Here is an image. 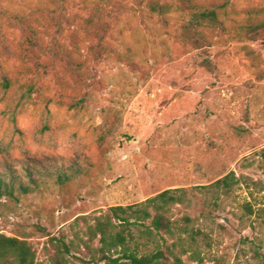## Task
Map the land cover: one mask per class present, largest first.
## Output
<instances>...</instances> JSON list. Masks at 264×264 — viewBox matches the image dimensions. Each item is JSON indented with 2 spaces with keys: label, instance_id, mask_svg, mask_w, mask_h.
<instances>
[{
  "label": "rangeland",
  "instance_id": "obj_1",
  "mask_svg": "<svg viewBox=\"0 0 264 264\" xmlns=\"http://www.w3.org/2000/svg\"><path fill=\"white\" fill-rule=\"evenodd\" d=\"M159 1L171 10L0 0V169L35 160L52 174L0 199V233L27 240L35 263L105 264L86 246L99 245L95 217L171 189L181 227L131 226L142 252L172 246L180 264H264V45L242 29L263 17L264 0ZM193 4L226 5L225 28L202 29L204 53L184 33ZM59 167L80 172L60 184ZM228 174L226 194L212 184Z\"/></svg>",
  "mask_w": 264,
  "mask_h": 264
},
{
  "label": "trees",
  "instance_id": "obj_2",
  "mask_svg": "<svg viewBox=\"0 0 264 264\" xmlns=\"http://www.w3.org/2000/svg\"><path fill=\"white\" fill-rule=\"evenodd\" d=\"M148 7L162 15L171 10L170 4L159 0H149ZM191 10L190 20L184 24L185 35L194 45L195 49H206L210 44L206 41L203 34L204 28H225L226 15L225 4H193L189 6ZM263 17L254 22L243 24L245 35L250 40L261 41L264 45V9L257 10ZM223 16V17H222ZM193 33L198 35L197 38ZM200 36V37H199ZM34 40L27 37L25 41L24 55L31 56V44ZM201 56V63H210L207 56ZM44 166L35 160H26L21 164V171L6 163L4 169H0V199L3 197L20 198L22 195L28 194L37 186L45 177H51L49 171L43 170ZM71 173L59 167L54 175L56 182L63 184L72 179V177L80 172L72 167ZM234 183L231 175L228 174L223 178L216 180L212 186L216 189L229 193ZM181 201V196L172 193L171 189L164 190L155 196L147 198L143 202L123 206L116 205L109 208L108 214H101L95 217V224L91 230V234L95 237L99 236V245L93 247L88 242L91 257L104 261L105 264H180L181 258L172 248L168 246L166 249L156 248L153 251L142 252L140 244L136 242V238L131 232V226H145V221L150 219V224L145 226L144 232L152 233L164 232L175 235L181 226H177L175 220L169 216L170 205ZM189 216H185V221H190ZM118 221L120 229L113 231L115 223ZM56 244L60 249L69 251L73 243H67L65 240L56 239ZM176 246V243L173 244ZM120 250L121 256H114V252ZM124 259V260H122ZM0 264H41L35 263V252L32 245L27 241L15 236H7L0 233Z\"/></svg>",
  "mask_w": 264,
  "mask_h": 264
}]
</instances>
